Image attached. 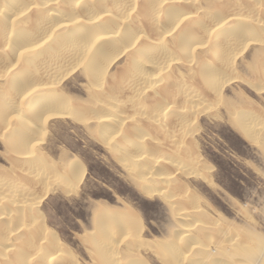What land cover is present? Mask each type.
Listing matches in <instances>:
<instances>
[{
    "label": "bare ground",
    "instance_id": "bare-ground-1",
    "mask_svg": "<svg viewBox=\"0 0 264 264\" xmlns=\"http://www.w3.org/2000/svg\"><path fill=\"white\" fill-rule=\"evenodd\" d=\"M203 3V0H0V136L15 156L13 164L26 167L32 176L31 181L24 174L25 182H22L23 175L15 171L16 176L0 174V264H79L56 232L48 227L40 209L48 192L54 190L49 183L64 184L57 185L61 191L74 192L84 174L80 160L53 162L42 152L49 118L70 115L80 121H97L102 142L130 157L132 151L125 145L129 138L121 134L127 119L137 123V117H150L159 127L171 125L184 134L188 123L199 117V113L187 114L184 109L199 108L198 104L204 105L210 98L213 104L220 102L226 84L243 79L235 68L236 56L243 50L242 42L264 45L261 18L264 0H210L207 9ZM209 51H213L214 62L207 56L206 59L198 56ZM122 56L126 57L128 66L122 68L123 72L120 70L118 85L123 95L119 98L114 89L117 84L110 83L114 87L107 89L103 78L114 60ZM180 64L190 71L189 80L178 70ZM80 68L97 88L91 96L98 109L97 104L100 105L99 111L89 107L91 103L73 102L58 92L64 78ZM251 73L264 76V61L251 68ZM4 80L8 88L3 85ZM258 81L263 86L264 81L260 78ZM257 85L254 86L258 91L263 88ZM225 102L234 126L257 142L264 152L262 115L245 113ZM126 109L135 116L122 118L120 114ZM135 132L145 138L140 128ZM146 149L145 145L136 144L135 153L141 156ZM130 160L126 165L131 166ZM147 160L134 163L138 172L133 171L137 172L143 190L151 193L157 188L148 186V175L155 168ZM154 173L161 178L160 184L169 187L173 184L169 173ZM50 176L55 180L51 181ZM202 177L208 179L206 175ZM30 181L34 182L33 186ZM174 196L166 194L164 198ZM93 219L95 231L85 234L83 240H89L94 248L91 251L94 263L120 264L116 248L122 240L117 235L139 228L136 214L129 207L120 211L98 203ZM189 230L185 227V232L175 234V238L180 241ZM251 235L244 244L236 241L233 247L243 264H264L261 238L264 235H256L255 240ZM179 241L171 242L173 252L179 249ZM228 249L219 251L230 255V259ZM172 254L174 258L176 253ZM163 260L174 262L168 256ZM128 264L144 262L128 261Z\"/></svg>",
    "mask_w": 264,
    "mask_h": 264
},
{
    "label": "rangeland",
    "instance_id": "rangeland-1",
    "mask_svg": "<svg viewBox=\"0 0 264 264\" xmlns=\"http://www.w3.org/2000/svg\"><path fill=\"white\" fill-rule=\"evenodd\" d=\"M203 2L205 7L210 0H203ZM263 17L261 16L262 19ZM240 45L243 52L239 51L240 53L236 56L235 68L243 79L228 82L220 102L213 104V98H210L211 100L203 103L204 105L198 104L199 108L184 109L183 111L187 114L199 113L197 121L188 123L189 127L184 134L171 125H168V128L162 127L163 131L150 117H137V123L127 119L121 134L129 138L125 145L132 151L130 157L124 152L122 155L119 150H115L118 152L116 153L112 147L102 142L97 121H80L70 115L48 119L41 143L42 152L53 162L80 160L84 167V174L74 192L61 191L59 186L64 184L54 181L49 183L54 190L48 192L40 209L48 227L56 232L63 245L65 244L66 250L71 252L70 254L78 260L79 264H95L92 258L94 248L89 240H83V237L95 231L93 218L98 203L120 211L129 207L139 220L140 225L137 230L124 231L125 236L121 233L124 237L117 235L118 239L122 240L116 248L118 259H121L118 260L120 264H128V261H142L144 264H243L242 257L233 247L234 243L237 241L238 244H244L251 234L254 240L261 234L264 235V152L257 142L250 140L234 126L228 112L229 105L225 101L231 102L238 110L245 113H257L264 118V82L261 86L258 81L259 78L260 81H264L262 78L264 76L258 77L251 73V68L261 65L264 61V53H262L264 45L258 43L245 45L243 42ZM210 52L205 54L200 52L198 56L201 58L204 56L205 59L207 56V59L214 62L213 51ZM124 57L114 60L103 78L107 89L114 87L110 83L117 84L115 86L117 89H114L117 92L116 97L119 98L123 95L118 85L119 78L122 76L120 70L123 72V69L128 66V61ZM183 66L180 64L177 68L180 67L178 70L189 80L190 71H186L188 69ZM5 82L6 80L2 81L8 88ZM106 84L111 87H107ZM255 84L263 87L260 88L261 91L260 89L258 91ZM95 88L96 86L80 68L64 78L58 86V92L73 102L84 105L91 103L89 107H95L99 111L100 105L97 104L98 109L93 104L92 96L97 92ZM92 92L94 93L91 94ZM120 115L122 118L126 115L135 116L127 109ZM137 127L145 133V138L136 135ZM175 130L177 132H174ZM139 143L147 147L146 152L141 156L135 153L136 144ZM12 156L13 153L7 149L0 136V174L9 176V173H12L16 176V172L17 175H23L22 182H25V176H29L28 179L32 181L29 170L24 166H15L12 162L15 156ZM130 159L136 161L131 162ZM129 160L131 166L125 163H129ZM146 160L155 168L153 173L148 175V186L157 188L151 193H147L140 186L136 176L138 169L134 165L138 161ZM187 164L192 166L189 167ZM135 169L137 172L133 171ZM155 170L161 172L159 175L167 173L172 175L173 184H170V187L160 184L158 180L161 178L154 173ZM203 175H206L208 179L202 177ZM50 177L51 181L55 180L52 176ZM32 183L33 186L34 182ZM166 194L176 196L172 197V200L165 199ZM192 199H195L193 205ZM185 227H189L191 231L189 230L188 235L186 234L179 241L176 239L177 235L185 232ZM263 237L261 238L264 239ZM170 240L173 244L179 241V249L177 248L176 252L172 251L173 246ZM183 241L186 242L182 243ZM161 243L165 245L162 249ZM168 243L170 245H166ZM212 244L217 245L219 249ZM167 247H170L168 248L170 251ZM220 248L222 251L224 249L227 251L229 248L230 259V255H223ZM210 249H213V254ZM207 251L211 255L208 256ZM172 253H176L174 258ZM163 256L170 257L174 262L164 261Z\"/></svg>",
    "mask_w": 264,
    "mask_h": 264
}]
</instances>
